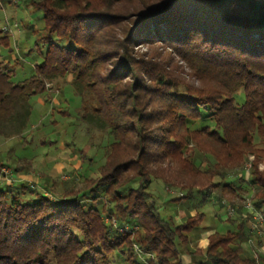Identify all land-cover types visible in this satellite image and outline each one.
<instances>
[{
	"label": "trees",
	"instance_id": "16d2710c",
	"mask_svg": "<svg viewBox=\"0 0 264 264\" xmlns=\"http://www.w3.org/2000/svg\"><path fill=\"white\" fill-rule=\"evenodd\" d=\"M26 1L41 12L43 50L28 51L39 62L21 81L19 59L10 66L0 54V136L22 139L32 99L48 103L69 85L104 153L83 157L59 193L26 177L31 160L11 149L0 155L15 177L0 174V264H183L184 253L209 264H263L240 245L264 229V0ZM13 3L0 0V10ZM1 50L12 52L3 26ZM154 181L233 207L249 188L261 234L250 212L226 217L232 229L192 250L203 214L164 219Z\"/></svg>",
	"mask_w": 264,
	"mask_h": 264
},
{
	"label": "rangeland",
	"instance_id": "374dc122",
	"mask_svg": "<svg viewBox=\"0 0 264 264\" xmlns=\"http://www.w3.org/2000/svg\"><path fill=\"white\" fill-rule=\"evenodd\" d=\"M13 2L12 5H6L3 10H0V26L7 27L10 32L12 52L8 53L1 50L0 54L4 57L5 62H9L10 66L14 65L13 58L19 59V65L15 64L13 66L15 68L14 80L21 81L31 75L33 64L39 62V60L35 61L34 52L38 47L43 50L42 45L39 42L37 43L38 39L43 36V22L41 12L33 10L29 2L26 0H13ZM29 50L34 52L28 53ZM51 97L52 99L48 103H45L39 97L32 99V112L28 121L29 127L23 133V138L18 139L19 137L16 136L4 138L0 136V155L2 154L5 157L8 154V149H11L14 156L31 160L33 168L28 178L32 176L35 180L38 178L47 181L51 185L54 184V191L59 193L63 191V182L76 177L82 171L81 162L84 160L83 157L94 155L95 159L99 160L104 153V147L101 144L102 134L99 130L78 118L80 99L72 92L69 85H65L61 93L55 91ZM238 99L241 100L240 95ZM64 112L68 114L65 115ZM92 145L97 147H92ZM80 148L82 152L79 151ZM190 153L188 152L187 155H190ZM193 156L197 163L202 165L207 163L201 154L195 153ZM253 159L252 155L248 156V162L243 166L244 170H249L250 162ZM260 161L259 169L262 170L264 159L261 158ZM96 166L97 164L92 165L94 168ZM9 169V167L3 166L0 168V174L6 173V178L12 176ZM95 173L94 175H96ZM232 177H235V174ZM246 177L247 172L244 174V178ZM12 178L15 177L12 176ZM235 183V185L243 184L238 180ZM151 190L158 211L164 219L173 218L176 223H180L191 215V212L192 214H203L202 221L191 233V242L200 235L199 232L203 229L207 232L212 229L218 232L232 229L231 225L223 222L226 217L248 215L250 214L248 208L255 209L254 211L258 212V208L254 207L251 200L249 188H245L241 192L242 199L236 198L233 200L234 207L224 197L222 198L224 200L223 205L218 204L214 196H210L203 203L201 195L195 193L190 197H186V194H182L181 191L167 190L160 181H154ZM237 209H240L239 213ZM259 210L264 211V204L260 206ZM250 215L251 221H253V215ZM256 221L255 224L257 225ZM251 238V242H243L242 246L240 245L241 248L246 251L251 249L252 252L250 251V253L252 255L261 253L264 260V235L260 238L258 236H252ZM257 240L259 241L257 242ZM251 245L253 248L249 247ZM243 254L247 255L245 252Z\"/></svg>",
	"mask_w": 264,
	"mask_h": 264
},
{
	"label": "crops",
	"instance_id": "0c3cea01",
	"mask_svg": "<svg viewBox=\"0 0 264 264\" xmlns=\"http://www.w3.org/2000/svg\"><path fill=\"white\" fill-rule=\"evenodd\" d=\"M191 215H194V214H192V212H191ZM214 231H215L214 229L209 230V232L205 231V229H203L202 231H200L199 232L200 235L198 234L199 236H197L190 243V246H189L190 249H192V250H194V249H204L206 247V245H207V237H208V235H210ZM261 231H262V234L261 235H264V229L261 230ZM242 244H241V246H242ZM241 246H240V252L241 253L245 252L247 255L248 254L250 255V250L249 251H246L245 249H242ZM241 249H242V251H241ZM181 258H182L183 264H208V262L206 261V259H204V257L202 255H200V254L199 255H193V256H191L188 253H184L181 256Z\"/></svg>",
	"mask_w": 264,
	"mask_h": 264
},
{
	"label": "built area",
	"instance_id": "2783aa9c",
	"mask_svg": "<svg viewBox=\"0 0 264 264\" xmlns=\"http://www.w3.org/2000/svg\"><path fill=\"white\" fill-rule=\"evenodd\" d=\"M5 176H6V173H4V174H2V178H5ZM249 210H250V213H252V215H253V221H254V223H253V227L255 228V229H257V234H261V232H259L260 230L258 229V227H256L257 225L255 224V221L257 222V223H261L262 222V217L260 216V213H258V212H255L254 211V209H252V208H248ZM248 210V211H249ZM248 243H250L251 242V240L249 239L248 241H247Z\"/></svg>",
	"mask_w": 264,
	"mask_h": 264
}]
</instances>
